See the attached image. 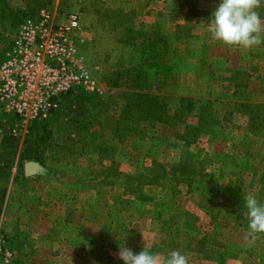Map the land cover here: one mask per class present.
Returning <instances> with one entry per match:
<instances>
[{
  "label": "rangeland",
  "instance_id": "obj_1",
  "mask_svg": "<svg viewBox=\"0 0 264 264\" xmlns=\"http://www.w3.org/2000/svg\"><path fill=\"white\" fill-rule=\"evenodd\" d=\"M199 1L0 0V55L43 12L55 25L77 12V58L96 82L45 123L1 118L0 264H123L119 244L161 264L174 250L264 264L242 207L264 202V84L229 63L237 50L208 59L195 44Z\"/></svg>",
  "mask_w": 264,
  "mask_h": 264
},
{
  "label": "built area",
  "instance_id": "obj_2",
  "mask_svg": "<svg viewBox=\"0 0 264 264\" xmlns=\"http://www.w3.org/2000/svg\"><path fill=\"white\" fill-rule=\"evenodd\" d=\"M80 15L67 24L51 23L43 12L36 24H24L0 55V120L14 115L24 122L46 120L58 110L62 95L76 87L95 90V81L77 58Z\"/></svg>",
  "mask_w": 264,
  "mask_h": 264
},
{
  "label": "clouds",
  "instance_id": "obj_3",
  "mask_svg": "<svg viewBox=\"0 0 264 264\" xmlns=\"http://www.w3.org/2000/svg\"><path fill=\"white\" fill-rule=\"evenodd\" d=\"M264 0H217L205 24L214 41L227 46L249 49L264 43V17L258 9ZM247 227L252 235L264 233V202L254 195L243 200ZM119 259L123 264H161L154 252L143 248L134 253L133 249L119 244ZM165 264H187L186 256L172 251Z\"/></svg>",
  "mask_w": 264,
  "mask_h": 264
},
{
  "label": "crops",
  "instance_id": "obj_4",
  "mask_svg": "<svg viewBox=\"0 0 264 264\" xmlns=\"http://www.w3.org/2000/svg\"><path fill=\"white\" fill-rule=\"evenodd\" d=\"M199 3L204 4L205 7L199 5L198 8H200V12H193V16L191 15L187 17V19H191L190 22H192V24H194L196 27H201L207 24L210 13L215 8L217 0H200ZM258 11H260L262 17H264V5H262L261 8L258 9ZM192 40H194L195 44L199 46L201 50H204L205 52L210 51L207 56L209 57L208 59L219 57V55H221L220 53H218L219 49L224 52H226L228 49L237 50L234 52L238 55L237 62L232 63L230 58H228L229 63L232 66H236V68L243 66L245 62H247L249 68L251 66H255L253 71L249 69L247 72L253 75V82L259 83L260 87L263 86L262 84H264V43H261L249 49L223 45L212 39L208 28H205V31L202 36L194 37ZM69 176V173H65L64 175H55L53 176V179L56 181L67 182Z\"/></svg>",
  "mask_w": 264,
  "mask_h": 264
},
{
  "label": "water",
  "instance_id": "obj_5",
  "mask_svg": "<svg viewBox=\"0 0 264 264\" xmlns=\"http://www.w3.org/2000/svg\"><path fill=\"white\" fill-rule=\"evenodd\" d=\"M37 166L33 163H29L26 165V173L27 175L34 174L36 172Z\"/></svg>",
  "mask_w": 264,
  "mask_h": 264
},
{
  "label": "trees",
  "instance_id": "obj_6",
  "mask_svg": "<svg viewBox=\"0 0 264 264\" xmlns=\"http://www.w3.org/2000/svg\"><path fill=\"white\" fill-rule=\"evenodd\" d=\"M70 92V91H69ZM132 96H134L135 98L137 97V98H140V97H143V95H132ZM50 118V117H49ZM49 118L48 119H46V120H42V121H34V122H38V123H45V122H47L48 120H49ZM242 218V217H241ZM243 220V219H242ZM245 220H243V222H244ZM224 255L222 254V256L221 257H223Z\"/></svg>",
  "mask_w": 264,
  "mask_h": 264
}]
</instances>
